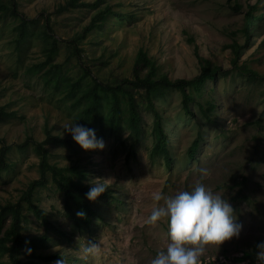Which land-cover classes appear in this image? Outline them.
<instances>
[{
  "label": "rangeland",
  "instance_id": "1",
  "mask_svg": "<svg viewBox=\"0 0 264 264\" xmlns=\"http://www.w3.org/2000/svg\"><path fill=\"white\" fill-rule=\"evenodd\" d=\"M17 1L21 15L35 18L37 24L18 45L20 20L0 11V149L10 147V167L0 173V204L18 202L28 185L40 178L34 143L47 141V126L53 134L74 141L46 143L51 162L87 167L92 188L106 186L123 201H94L97 214L90 228L78 229L65 216L64 195L49 175L47 184L36 191L34 204L61 233L47 230L24 202V233L50 234V241L36 249L43 255L36 264H250L236 258L256 244L264 258V79L239 75L231 65L230 47L234 40L245 44L247 5L257 0H105L122 4L125 15H111L104 29L88 36L81 44L82 61L69 59L66 44L60 42L55 60L73 78L82 74L81 65L106 82L131 77L140 48L172 79L193 78L200 72L196 51L221 67L195 94L190 105L194 115L185 113L178 91L155 99L168 134L170 167L165 156L152 155V112L140 110L141 141L133 146L129 130L114 136L106 127L80 126V107L72 108L64 91L47 85L43 72L28 71L46 58L40 35L45 17L55 36L68 40L89 24L96 12L91 5L97 0H81L87 5L62 12L58 7L66 0ZM235 3L240 10L234 9ZM259 8L264 13V0ZM260 25L264 28V22ZM252 34L240 62L264 76V33ZM201 106L210 108L212 123ZM198 135L201 141L191 157L189 148ZM57 253L66 258L46 259ZM0 264L12 263L0 255Z\"/></svg>",
  "mask_w": 264,
  "mask_h": 264
},
{
  "label": "trees",
  "instance_id": "2",
  "mask_svg": "<svg viewBox=\"0 0 264 264\" xmlns=\"http://www.w3.org/2000/svg\"><path fill=\"white\" fill-rule=\"evenodd\" d=\"M104 6L102 7V3ZM229 4L233 0H227ZM261 0L254 4L247 5V12L244 16L243 32L246 37L245 44L238 43L234 40L231 44L232 58L231 65L233 69L241 76L250 79L263 78L257 71L250 68L247 64L241 63V56L244 47L253 40L252 32L258 31L264 33L263 26L264 13L260 12L259 5ZM87 2L81 0H66V3L59 5L58 11H71L83 6ZM91 6L96 9L89 24L78 31L71 39H59L55 36L50 18L45 17V23L42 26L41 37L45 43L44 61L34 64L28 68L29 72H43V78L47 85L53 84L56 90H62L66 98L72 100V108L80 107L76 120L78 124L84 125L85 129L92 127L94 130H100L106 127L112 132V135L118 136L122 130H129L134 139L133 146L141 141L142 117L141 109H146L154 115L155 145L152 155H163L166 158L167 166L172 163L169 152V139L165 131L163 114L155 104V99L163 97L170 91H178L182 96V107L187 115H194L191 110V103L195 101V94H200L205 84L214 80L220 72L221 67L214 65L211 61L202 58L198 51L196 54L200 63V72L193 78H170L166 73L160 71V67L153 56L148 51L140 48L136 54L132 76L124 77L116 82L103 81L92 76L90 68L83 67L82 74L73 78L65 72L63 63L56 62L55 56L60 50V42L66 44L69 50V59L77 58L78 62L83 59V48L81 44L87 40L88 36L97 30L106 27L111 15L120 18L125 15L120 3H107L105 0H97ZM237 10L241 9L240 4H234ZM0 11L3 16H11L20 20L16 26L17 43L21 45L31 33L30 26L36 25L35 18L28 19L21 15L18 9L17 0H0ZM264 43V40H263ZM91 77V82L87 79ZM201 112L209 122H213L210 117V108ZM47 136L46 142L35 141V151L39 157L40 178L33 180L27 190L23 193L21 199L16 203L0 204V255H7L12 264H36V259L43 258V255L37 254L36 249L43 247L50 241V234L31 236L24 233L23 222L26 219L24 202L35 210L38 217L42 219L47 230L52 229L55 233H61L58 227H55L49 220L48 216L34 204V195L38 188L44 187L50 179L58 191L64 195V212L65 216L71 220L78 229L90 228L93 217L97 214V209L93 206L94 201L101 197L113 198L119 204L123 202L114 194V190L107 188H92L88 182L89 171L87 167L81 165L60 166L51 162L49 149L46 143L56 144H73V139L53 134L47 126L45 128ZM32 140V138H31ZM30 140V141H31ZM201 136L198 135L189 148V155L194 156ZM29 142L27 141L24 146ZM10 150L8 145H3L0 149V173L7 170L10 164L7 162V153ZM87 181V182H86ZM8 222V223H7ZM30 247L32 252L27 250ZM262 247L255 245L250 251L243 252L237 261H248L250 264H264V258L259 257ZM66 255L50 254L46 257L49 260H62ZM68 258V257H67Z\"/></svg>",
  "mask_w": 264,
  "mask_h": 264
}]
</instances>
